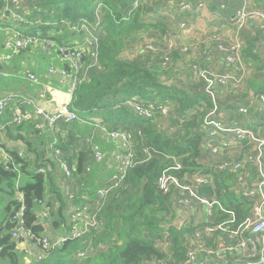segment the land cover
<instances>
[{"label": "trees", "instance_id": "obj_1", "mask_svg": "<svg viewBox=\"0 0 264 264\" xmlns=\"http://www.w3.org/2000/svg\"><path fill=\"white\" fill-rule=\"evenodd\" d=\"M28 2L37 9L32 13L28 12L24 22L2 19L0 26L10 27L13 24L26 35L41 36L59 45H69L78 39L75 33H71L63 26V22L94 20L98 9L103 15V37L99 46L103 70L92 72L89 82L77 88L72 101V106L78 110L81 119L89 120L97 115L112 130L123 126H136L139 122L142 123V120L126 106L127 101L134 96L145 101L152 100L163 104L169 102L176 107L177 116L170 119L165 130L158 129L153 123L147 122L145 125V141L141 142V145L156 149L162 156L146 166L133 169L125 180V188L111 196L105 211V228L101 234L93 238V246L98 251L88 254L83 260L76 258L79 252L89 247L82 239L68 240L51 251L43 261H36L34 256H31L28 262L20 251L17 242L10 235V230L14 227L13 216L21 205L17 199L18 191L23 194L26 206L25 225L37 235L45 234L48 224L56 230L67 227L70 222L65 211L69 206L66 205L64 197L57 194L60 208L54 213L47 198L48 187L53 190L57 188L52 175L37 172L43 166L38 159L31 161L28 157H21L19 152L8 149L14 164L21 170V178L17 184L18 173L13 168L6 169L4 161L0 158V198H3L2 194L9 196L4 212L0 216V227L5 225V231L0 235V264H146L154 259L163 260L165 254L157 242L162 237L164 217H169L167 224L173 239L175 261L183 262L187 252L184 232L173 225L172 196L164 194L157 184L165 172L180 179L198 172L212 174L213 188H201L200 192L215 195L223 206L233 209L238 222L249 216L250 203L232 192L233 175L226 172L216 173L201 163L206 136L202 127L205 116L213 107L208 95L179 86L176 83L174 69L164 70L157 65L145 66L138 61L132 62L123 58L125 49L129 48L128 45L139 40L142 35L150 31H157L162 36L169 33L163 22L150 24L144 21L145 14L151 12V8L139 6L128 12L127 9L133 8L134 0H28ZM20 9L22 12L28 11L22 3ZM259 43V35L248 36L243 45L242 58L248 68L264 73L262 53L258 50ZM11 55L17 57L20 53ZM64 66L71 74V69L67 65ZM245 89L247 91L245 97L250 94L264 95V77H251ZM259 120L264 121V116H259ZM168 126L175 130L171 132ZM16 128L20 135L28 129L31 133L38 134L32 123ZM22 142L30 146L26 139ZM60 146L68 153L67 160L76 178L83 177L86 164L91 163L90 152L71 153L62 139ZM178 162L181 169L172 170ZM92 169L88 186L96 189L103 186L101 183L105 179L103 177L97 179L96 173H99V170L96 169L99 167L96 163L92 165ZM41 200L50 211L48 219L40 216ZM224 218L219 216L217 220Z\"/></svg>", "mask_w": 264, "mask_h": 264}, {"label": "built area", "instance_id": "obj_2", "mask_svg": "<svg viewBox=\"0 0 264 264\" xmlns=\"http://www.w3.org/2000/svg\"><path fill=\"white\" fill-rule=\"evenodd\" d=\"M23 1L0 0V20L13 19L19 23L24 22L27 13L20 9ZM261 1L264 4V0ZM142 2L147 0H135L133 7L141 6ZM192 9L189 2H184L180 5L179 13L187 14ZM221 10L227 12L229 9L221 6ZM254 12H257L264 21V12L250 11L248 0H243L242 6L229 14V20L243 25ZM102 18L103 15L98 9L94 20L63 22V26L78 37L69 45H59L41 36L26 35L16 29L13 24L10 27L0 26V30L6 37L3 43L4 48L11 54L30 48H41L47 54L58 53L63 64L71 69V74L66 67L59 70L55 66L50 67L49 74L60 78L61 84L70 78L68 94L73 101L75 91L83 83L89 82L90 74L103 70L99 53L103 35ZM242 50L241 42L238 55L246 72L243 86L245 88L251 79V69L242 58ZM28 78L37 83L34 74H29ZM205 80V94L208 95L213 107L205 116L202 127L206 135L204 141L211 155L221 157V162L213 167V171L233 175L232 192L250 203V214L244 221L238 222L233 209L223 206L215 195L200 192L201 188H213L214 179L210 173L198 172L180 179L165 172L158 179L157 184L164 194L172 196L173 211L178 208L183 212L197 214L199 208H207L210 220L205 227L198 228L191 237L184 238L186 259L176 263L172 249L173 239L167 224L169 217H164L162 237L157 245L165 254V259H154L146 264H264V121L259 120V116H264V95H251L248 106H241L238 110L240 116L247 120V126H242L240 123L228 124L221 117L222 107L218 94H215L216 86L220 85L207 78ZM230 83L241 85L242 80L232 79ZM45 95L46 92L41 95V98ZM72 103L63 104L54 114L48 115L44 108L31 97L20 93H6L0 97V120L10 113L13 126L32 123L39 134L49 133L51 140L48 148L52 153L53 161L64 176L63 181L75 182L76 180L77 183L72 185L73 190L68 194V200L72 205L69 215L70 224L54 236H49L46 232L43 235H37L26 227L24 220L26 206L23 194L18 191L17 197L21 205L13 216L14 227L10 230V235L18 245L28 244L20 249L27 259L34 256L36 261H43L51 251L72 239H82L89 245L86 250L76 255L78 260H83L88 254L96 253L98 249L93 246V238L101 234L105 228V211L111 196L125 188V180L133 169L146 166L162 156L156 149L145 144L141 145V142L145 141V125L149 122L156 125L158 129L165 130L170 119L177 116L176 107L169 102L163 104L152 100L145 101L134 96L127 101L126 106L142 120V123L139 122L136 126H123V128L112 130L103 119L82 120L93 127V135H96L98 130L105 136L106 142H115L117 151L109 163L107 153L91 136L86 150L90 152L91 163L86 164L83 177L77 179L74 170L69 166L68 153L60 146L57 127L62 122L72 124L81 121L78 110L72 106ZM169 129L171 132L175 130L170 127ZM236 146L241 149L242 156L232 159L231 149ZM17 152L21 157L24 156L22 152ZM0 158L4 161L6 169L13 168L18 173L17 184H19L21 170L14 164L10 153L1 146ZM94 163L106 167L107 163L113 164L108 173L109 179L103 180L101 183L103 186L96 189L88 186ZM102 166L100 168L103 170ZM180 169L181 164L178 162L172 170ZM37 172L44 175L54 174L55 168L53 164L46 162ZM254 175L255 179H253ZM95 183L97 186L98 182ZM78 201L82 203L79 204ZM39 205L40 216L48 219L50 211L46 208V203L41 200ZM219 216L225 218L217 220Z\"/></svg>", "mask_w": 264, "mask_h": 264}, {"label": "crops", "instance_id": "obj_3", "mask_svg": "<svg viewBox=\"0 0 264 264\" xmlns=\"http://www.w3.org/2000/svg\"><path fill=\"white\" fill-rule=\"evenodd\" d=\"M182 1L184 0H149L148 3L142 2V7L152 9L151 12L145 14L144 21L150 24L163 22L168 27L169 33L162 37L159 32L150 31L141 36L139 40L130 43L128 45L129 50L124 52L123 56L129 54V52H133V61L142 63V59L139 57L140 55L136 57V53L139 51L140 47L142 48V45L137 48H134V46L137 45L138 42L147 43V41L158 42L159 46H161L164 42L169 41L174 44L175 48L188 46L191 47L190 49L193 55H196L200 53V50L209 46L207 42L209 41L210 34H208L206 30H217L216 27L219 29L221 27H227L233 29L234 32L235 24L234 21L229 20V14L241 7L240 5L242 4V0H185L193 7V12L189 15H181L176 12L175 8H177L178 4ZM221 6H226L229 10L227 12L222 11ZM250 6L264 8L259 0H252ZM132 9L135 8L133 7L127 10L128 12H131ZM173 10L175 11L173 12ZM171 12L178 14L179 17L175 16ZM219 14H222L223 16ZM183 24H185V27H183ZM248 29L250 28H247L246 30ZM255 29L256 30L254 32L248 33L245 36H243V31L240 33H234L235 35H240L239 41H241L243 45L245 44V39L248 38V36L259 35L260 43L258 44V50L262 53V62H264V35L260 36L262 32H260L257 28ZM5 38V34L0 31V40H3L0 43V97L6 93L23 94L33 98L42 108H44L46 114L48 115L54 114L63 104L67 105L72 102V98L68 94V83L70 82V78H67L65 80L66 82L61 84L60 78L52 77L49 74L51 66H55L59 70L65 67L58 53L46 54L41 50V48H30L26 49V52H19L20 55L14 57L11 55V52L7 51L3 46ZM195 43L199 45L197 50H194ZM19 53H16V55ZM166 53L174 54L176 62L173 65L174 68L176 67L175 75L180 76L183 73V70L180 67H183V65L187 63L185 61H188L189 58L187 60L182 59L181 57L183 56L179 54V51L174 50V52L171 53L169 48L161 46L158 53L160 57H162V55H167ZM214 55H216L217 59L220 61L221 58L218 53L216 52ZM159 60L160 59H158L157 62ZM153 61L155 62L156 60ZM251 71V77L253 78H256L257 76L264 77L263 72H258L254 69ZM29 74H34L36 76L37 83L32 82L28 78ZM197 85L201 86L202 91L200 93H204L205 87L202 86L200 81L197 82ZM188 89L194 92L199 91L196 88L191 89L188 87ZM44 92H46V95L41 98V95L44 94ZM232 94L233 93L221 95L219 93V100L223 110L221 117L228 124H237L240 119L238 110L241 106H247L251 94L245 97L247 94L245 88L240 96H238V94L233 96ZM91 118H99V116L94 115ZM11 120L12 116L10 113H7L5 117L0 120V146L6 150L20 151L31 161L38 159L40 163L49 162L54 165L55 172L51 175L59 193H56L55 190L48 187L47 198L50 200L52 211L56 213L60 208V199L57 194H61L64 197L66 205L69 206L65 211L66 217L69 218L72 211V205L68 200V194L71 190H73L72 185L77 183L76 180L75 182L72 180L63 181L64 176L53 161L52 153L48 148V143L51 140L50 134L47 132H43L41 134H29L30 129H28V131H24L20 135L16 126L12 125ZM82 120L83 119H81L80 122L72 124H65L64 122L60 123L57 126L59 130V139H62L66 143V146L70 148L71 153H78L82 151L85 152L87 150L89 140L91 136H93L96 142L107 153V158L110 163L113 160V154L117 151L116 143L106 142L105 136L98 130L96 131V135H93V127L86 124ZM241 120H245L247 122V120L243 117H241ZM26 124L29 125V123ZM24 139L30 143V146L22 142ZM231 151L232 159H237L242 156V151L239 146L234 147ZM220 162L221 157L218 158L211 155L207 145L204 143V150L201 159L202 165L210 170H213V167ZM109 163H107L108 170L104 165H97V167H99V169H96V171L99 170V173H96L97 179L102 177L104 179H109L110 175H108V173L113 165ZM100 166H102L103 170ZM78 203L81 204L82 201H78ZM173 218V225L177 229L181 230V232H184L183 238L185 239L191 237L198 228L205 227L210 220L207 208H199L197 214L183 212L182 210L176 208L173 213ZM42 222L44 223V220H42ZM62 229L56 230L48 224L46 233H48L49 236H54L61 233ZM26 246H28V244H22L18 245V248L21 249ZM30 260L31 258L27 259V261Z\"/></svg>", "mask_w": 264, "mask_h": 264}, {"label": "rangeland", "instance_id": "obj_4", "mask_svg": "<svg viewBox=\"0 0 264 264\" xmlns=\"http://www.w3.org/2000/svg\"><path fill=\"white\" fill-rule=\"evenodd\" d=\"M259 1L262 4V6H264L262 1L261 0ZM148 2L149 0H147V3ZM184 2H188V1L184 0L180 2L177 8H175L178 14H180L179 13L180 5ZM248 2L249 5H251L252 0H248ZM22 6L28 10V11H23L26 12L27 14L28 12L32 13L35 11V9H37L36 6L32 7V4H29L28 0H24L22 2ZM240 6H242V4ZM255 10H261L264 12V8H256L250 6V11H255ZM174 11L175 10H173V12ZM173 12L171 13L174 14ZM192 12L193 9L189 13L181 14V15H189ZM178 14H174V15L179 17ZM234 24H235L234 32L240 33L241 31H243L244 32L243 36H245L248 33L254 32L256 30L255 28H257L260 32H262L260 36L264 35V21L263 18L259 14H257V12H254V14L251 15L244 22L243 25H240L236 22H234ZM247 28L250 29L246 30ZM216 29L217 30H206V32L210 34L209 41L207 42L209 46H207L203 50H200V53L196 55H193L190 49L191 47L184 46L181 48H175L174 44H172L169 41L164 42L161 46L169 48L171 53H173L174 50L179 51V54L183 56L181 57L182 59L187 60L189 58L188 61H185L187 63L184 64L183 67H180L183 70V73L180 76H176V83L179 86H184L185 89L188 87L191 89L196 88L199 91L198 92L195 91V93H200L202 91L201 86L197 85V82L200 81L202 86L205 87L206 86L205 79L207 78L213 81L214 83L220 85V86H216V90H215L216 95L218 94L219 96V93L221 95L233 93L232 94L233 96L237 94L238 96H240V94H242L243 92L244 89L243 86L246 78L245 69L243 68V65L238 55L239 45L241 43V41H239L240 35H235L233 29L231 28L221 27L219 29L216 27ZM2 41L3 40H0V43ZM140 45H142V48L140 47ZM138 46L140 47V49L139 51H137L136 57L140 55L139 57L142 59V61L141 60L140 61L144 63V65L146 66L157 65L164 70L174 69L175 72L176 67L175 68L173 67V65L176 63L174 59V54L166 53L167 55H162V57H160L158 53L160 51L161 46L158 45V42H154V41H147V43L138 42V44L135 45L134 48L135 47L137 48ZM198 48L199 45L195 43L194 50H197ZM128 50L129 49L126 48L125 52H127ZM216 52L221 58L220 61L217 59V56L214 55ZM191 53H192V57H191ZM123 58L126 59L127 61H133L134 60L133 52L131 53L129 52V54L124 55ZM158 59L160 60L157 62ZM153 60L156 61L154 62ZM232 79L242 80V84L241 85L231 84L230 81H232ZM221 112H223V110H221ZM241 117L242 116H240L238 122L242 126H247V122L245 120H241ZM29 134H31V131H29ZM253 179H255V175L253 176ZM54 190L56 193H58L57 188ZM2 197L3 198H0V216L4 212L5 205L8 202L7 198H9V196L2 194Z\"/></svg>", "mask_w": 264, "mask_h": 264}, {"label": "water", "instance_id": "obj_5", "mask_svg": "<svg viewBox=\"0 0 264 264\" xmlns=\"http://www.w3.org/2000/svg\"><path fill=\"white\" fill-rule=\"evenodd\" d=\"M5 231V225L0 227V235Z\"/></svg>", "mask_w": 264, "mask_h": 264}]
</instances>
